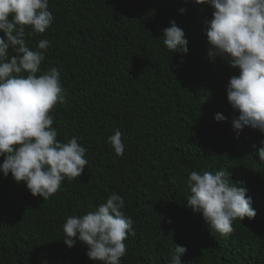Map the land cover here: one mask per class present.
<instances>
[{"label": "trees", "instance_id": "obj_1", "mask_svg": "<svg viewBox=\"0 0 264 264\" xmlns=\"http://www.w3.org/2000/svg\"><path fill=\"white\" fill-rule=\"evenodd\" d=\"M49 9V30L25 38L33 50L51 42L41 69H60L66 90L53 126L62 142L80 138L88 165L47 201L0 172V264H96L82 242H63L62 225L113 192L136 233L122 264H168L176 244L187 249L183 264H264V133L245 127L237 136L233 127L239 112L227 86L239 69L208 56L205 21L214 9L194 0H50ZM171 21L185 31L187 54L163 44ZM117 129L123 157L108 143ZM220 169L243 182L257 212L234 221L229 236L186 202L191 171Z\"/></svg>", "mask_w": 264, "mask_h": 264}, {"label": "clouds", "instance_id": "obj_2", "mask_svg": "<svg viewBox=\"0 0 264 264\" xmlns=\"http://www.w3.org/2000/svg\"><path fill=\"white\" fill-rule=\"evenodd\" d=\"M194 2L214 9L212 19L205 21L209 58L220 57L239 69L227 86L228 102L239 112L233 118L237 136L245 127L264 133V0ZM49 4L50 0H0V32L4 34L0 36V157H4L0 172L5 177L11 174L17 184H26L33 196L45 201L60 190L63 181L81 177L88 165L80 138L74 135L62 142L53 126V113L66 102V90L60 69H41L51 42L42 39L33 50L25 38L49 30L55 19ZM185 11L180 9L182 14ZM162 38L167 50L188 53L185 31L175 21L164 29ZM226 119L215 115L218 122ZM122 135L117 129L108 137L120 157L126 148ZM258 156L264 162V147L258 149ZM231 175L228 169L193 170L187 180V206L223 236L235 231L237 219L257 215L248 189ZM133 225L123 197L113 192L94 210L68 216L62 225L63 242L69 248L82 242L96 264H122L127 255L125 241L136 235ZM186 251L176 244L168 264H183L181 256Z\"/></svg>", "mask_w": 264, "mask_h": 264}]
</instances>
